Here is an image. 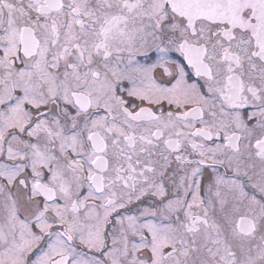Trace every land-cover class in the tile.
<instances>
[{
    "label": "flooded vegetation",
    "instance_id": "1",
    "mask_svg": "<svg viewBox=\"0 0 264 264\" xmlns=\"http://www.w3.org/2000/svg\"><path fill=\"white\" fill-rule=\"evenodd\" d=\"M1 163L8 239L264 264V0H0Z\"/></svg>",
    "mask_w": 264,
    "mask_h": 264
},
{
    "label": "rangeland",
    "instance_id": "2",
    "mask_svg": "<svg viewBox=\"0 0 264 264\" xmlns=\"http://www.w3.org/2000/svg\"><path fill=\"white\" fill-rule=\"evenodd\" d=\"M175 29V28H174ZM30 99V98H29ZM18 106V105H17ZM6 150V145H5ZM22 145L19 139L15 140L13 144V137L8 139L7 145V153L6 155H10L13 158H20L22 155ZM7 168L5 167V163L0 164V172L4 173ZM233 181V180H232ZM234 184V181H233ZM235 186V185H234ZM232 194L236 197L235 187L231 188ZM67 204L70 203V199ZM18 205L20 204V200H18ZM221 206V205H218ZM0 207L2 210H6L3 212H8L10 208L14 210V205L12 203V199L8 196L2 197L0 200ZM62 211H70L69 206L65 205L62 206ZM2 212V213H3ZM106 212V211H105ZM64 214V213H63ZM62 214V215H63ZM1 218V215H0ZM105 219L100 222V229H91V225H80L78 228H75L77 231V236L82 239L85 245H92L94 248H97L103 243V225ZM4 225L0 226V264H50L51 259L55 257V255H60L63 253L71 254V262L69 264H105L104 257L109 256L108 254H112L113 264H117V260L122 255V252L119 250H124L123 242L121 243H114L112 248L115 252H105L101 253L99 258L95 255L88 254L85 252L77 251L66 246L67 241L62 236H58L52 238L50 241L49 239L46 241L47 245L42 246L39 250H35L37 247V242L34 244L33 236L29 230L23 232L20 237L8 239V230L2 229ZM21 229H24L23 227ZM19 229L18 231H20ZM79 234V235H78ZM11 237V234L9 238ZM123 236L120 234L118 240L122 241ZM31 241V242H30ZM86 251H89V248H86ZM34 250V253L30 256H27L30 251ZM207 264V262L203 263Z\"/></svg>",
    "mask_w": 264,
    "mask_h": 264
},
{
    "label": "water",
    "instance_id": "3",
    "mask_svg": "<svg viewBox=\"0 0 264 264\" xmlns=\"http://www.w3.org/2000/svg\"><path fill=\"white\" fill-rule=\"evenodd\" d=\"M66 258L67 256H62V257H59L58 259L52 261L51 264H66Z\"/></svg>",
    "mask_w": 264,
    "mask_h": 264
}]
</instances>
